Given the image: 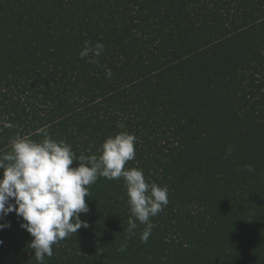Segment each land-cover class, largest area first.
<instances>
[{
	"label": "trees",
	"instance_id": "1",
	"mask_svg": "<svg viewBox=\"0 0 264 264\" xmlns=\"http://www.w3.org/2000/svg\"><path fill=\"white\" fill-rule=\"evenodd\" d=\"M120 132L125 168L168 188L148 241L124 178L99 177L45 264H264V0H0V155L47 134L77 167ZM0 223V264H37L23 218Z\"/></svg>",
	"mask_w": 264,
	"mask_h": 264
},
{
	"label": "clouds",
	"instance_id": "2",
	"mask_svg": "<svg viewBox=\"0 0 264 264\" xmlns=\"http://www.w3.org/2000/svg\"><path fill=\"white\" fill-rule=\"evenodd\" d=\"M80 58L100 56L104 45L97 42H84ZM89 62H95L89 60ZM111 75V70H107ZM12 127L11 124L6 125ZM118 127H124L118 124ZM134 134L120 132L108 137L102 145L101 154L78 158L79 165L71 167L77 160L71 146L65 141L53 140L45 134L42 142L17 136L11 141V151L0 155V220L15 212L25 223L33 239L30 247L35 252L37 264H45V257L53 256V245L76 234L81 227L87 228L81 213H88L85 198L91 194L89 186L99 177L109 180L124 178L128 203L132 216L146 225L141 234V242L146 243L155 227L150 218L163 211L168 204V188L155 183H147L142 169H126L128 161L135 158ZM230 154V150H229ZM249 172L251 165L245 166ZM14 201V203L12 202ZM10 223H0V229ZM137 224L131 217L128 220L130 237ZM3 241L0 240V244ZM122 245L118 251H125Z\"/></svg>",
	"mask_w": 264,
	"mask_h": 264
}]
</instances>
